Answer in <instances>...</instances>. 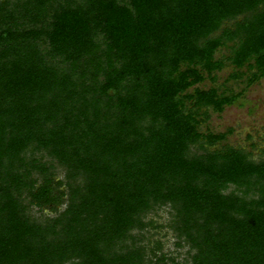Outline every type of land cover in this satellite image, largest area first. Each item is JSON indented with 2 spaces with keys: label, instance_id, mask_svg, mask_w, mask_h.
I'll return each mask as SVG.
<instances>
[{
  "label": "trees",
  "instance_id": "obj_1",
  "mask_svg": "<svg viewBox=\"0 0 264 264\" xmlns=\"http://www.w3.org/2000/svg\"><path fill=\"white\" fill-rule=\"evenodd\" d=\"M262 78L264 0H0V264H187L160 209L191 264H264V158L203 130Z\"/></svg>",
  "mask_w": 264,
  "mask_h": 264
},
{
  "label": "rangeland",
  "instance_id": "obj_2",
  "mask_svg": "<svg viewBox=\"0 0 264 264\" xmlns=\"http://www.w3.org/2000/svg\"><path fill=\"white\" fill-rule=\"evenodd\" d=\"M224 53H228L227 49H223ZM233 67L227 65L218 72L217 84L225 83L226 79L232 73ZM229 84L237 91L247 87L244 81L229 80ZM208 79L203 86L211 85ZM206 127L215 132H225L232 130L225 143H229L236 147H245L252 151L255 159L264 158V78L260 82L246 88L243 96L234 104L229 105L221 113L212 112L210 118L205 122L203 130ZM63 171L60 170V175L63 177ZM33 212L41 216V211L36 208ZM48 212V210H45ZM158 227H150L146 233L145 242L155 245L158 241L162 244V250L168 255L176 257L182 262L191 264V255L193 250H190L188 244L179 246L176 244L177 237L174 231L169 227L171 215L168 209H160L158 212H152L150 215Z\"/></svg>",
  "mask_w": 264,
  "mask_h": 264
}]
</instances>
